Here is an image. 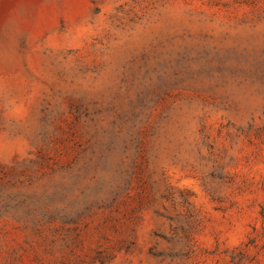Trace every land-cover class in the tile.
Wrapping results in <instances>:
<instances>
[{
    "label": "rangeland",
    "instance_id": "obj_1",
    "mask_svg": "<svg viewBox=\"0 0 264 264\" xmlns=\"http://www.w3.org/2000/svg\"><path fill=\"white\" fill-rule=\"evenodd\" d=\"M0 264H264V0H0Z\"/></svg>",
    "mask_w": 264,
    "mask_h": 264
},
{
    "label": "trees",
    "instance_id": "obj_2",
    "mask_svg": "<svg viewBox=\"0 0 264 264\" xmlns=\"http://www.w3.org/2000/svg\"><path fill=\"white\" fill-rule=\"evenodd\" d=\"M151 127H152V132H151V134H155L156 131H157V129L159 128V125H158L157 122H154V123L152 124Z\"/></svg>",
    "mask_w": 264,
    "mask_h": 264
}]
</instances>
